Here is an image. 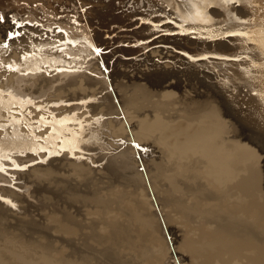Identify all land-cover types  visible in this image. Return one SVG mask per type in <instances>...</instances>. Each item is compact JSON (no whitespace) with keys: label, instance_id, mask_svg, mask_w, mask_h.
Here are the masks:
<instances>
[{"label":"bare ground","instance_id":"obj_1","mask_svg":"<svg viewBox=\"0 0 264 264\" xmlns=\"http://www.w3.org/2000/svg\"><path fill=\"white\" fill-rule=\"evenodd\" d=\"M53 1H0V29L31 35L11 52L0 31V264H264V0ZM139 15L157 26L132 38L166 21L181 35L147 44L183 52L120 70L101 29Z\"/></svg>","mask_w":264,"mask_h":264},{"label":"rangeland","instance_id":"obj_2","mask_svg":"<svg viewBox=\"0 0 264 264\" xmlns=\"http://www.w3.org/2000/svg\"><path fill=\"white\" fill-rule=\"evenodd\" d=\"M0 1H2V0H0ZM106 2H108L109 0H105ZM49 2L51 3V4H55L54 6H56V8L57 7H59L58 5V3H54V1L53 0H49ZM53 2V3H52ZM130 2H133V0H131ZM115 3H117L116 5H118L119 6V0H116V2ZM130 3H128V5L126 6V5H122V7L120 8V10L118 9V10H115V11H113V14H115V15H125V14H127L126 12H128V13H133V14H144L145 15V13L146 14H148V11L146 10L147 9V7L146 6H144V8L142 7V3H140V2H135V4L134 3H131L130 5H129ZM137 4V5H136ZM22 6H23V4H21ZM40 4L38 3V4H35V7L36 6H39ZM141 5V7H139ZM121 6V5H120ZM119 6V7H120ZM132 6H133V8H132ZM74 9H75V5H73L72 4V7L71 8H64V9H62L61 11H60V13L58 14V15H56V16H54L53 14H51L50 16L53 18V19H68V18H70V17H74L75 16V14L73 13L74 12ZM134 10V11H133ZM64 11V12H63ZM106 11V10H105ZM137 11V12H136ZM139 12V13H138ZM72 14V15H71ZM161 14H157L156 16H160ZM152 17L150 18H145V17H143V16H135V18H133V19H131L130 20V22L131 21H134V23H136V24H134V25H132L131 27L129 26V25H127V26H129V27H127V26H124V27H120L119 25H117V24H115V25H111V28L110 29H112V31H114L115 30V32H112L111 34L110 33H107V31L109 30L108 28H102L101 29V33L103 34V38L105 39V40H107V41H109V44H107V45H105L104 46V48L106 49V51H105V54L106 55H108L109 56V59H108V63L110 64V65H115V66H117V68L118 69H124L125 67H124V63H121V62H127L128 63V66H132V65H134V64H140L139 65V67L137 68L138 69V71H140V70H142V66L141 65H145V63H146V61H147V64H149V65H152V63L154 62V61H158V59H156V58H152L154 61H148V58H147V55H150L151 53H155L156 51H154L153 49H156V48H167L164 52L165 53H167V50L169 51V50H172V49H174V51L175 52H177V53H181V52H183V50H181V49H179V48H176V46L174 45V44H172L173 42H172V40L173 39H169L168 40V42H167V44H163V45H161V44H157L156 46L155 45H153V46H151L150 44H147V43H150V42H152V41H154V40H156V39H158L159 37H162V36H172V34L174 33V32H168V31H166L165 30V26H166V21L163 23V21L162 22H160L159 24H158V26L160 27V29L162 28V26H163V28L161 29V31H160V29H158L157 30V32H158V34L157 35H155V36H153L152 38H150L149 40H142V41H140V40H136V38H132V34L131 33H129V32H131V31H133V30H135V29H138L141 25H152V26H157V24H155V23H153V21H152V18H153V16L154 17H156L155 15H151ZM11 18H14V24H17L18 25V29L21 31V30H26L27 29V22H24V23H21V22H18V18H16V17H14V16H10ZM27 18V17H26ZM40 19L39 20H41V17H39ZM28 19V18H27ZM143 19V20H142ZM43 20L44 21H47V19H44L43 18ZM109 20H111V19H109ZM112 21H114L113 19H112ZM111 21V22H112ZM139 21V22H138ZM34 22H36V23H34V25H36V27L38 28V30L40 31H45V28H43L41 25H42V22H40V21H38V20H36V21H34ZM95 22H97V23H99V21H96L95 20ZM107 23V22H106ZM139 23V24H138ZM150 23V24H149ZM166 23V24H165ZM30 24V23H29ZM128 24H129V21H128ZM31 25V27H34V26H32L33 24L31 23L30 24ZM165 25V26H164ZM22 26V27H21ZM7 29H10V28H8V26H2V30L0 29V31H2V33H5L6 34V37L7 38H9V40H15L14 42H15V45H13L11 48H9L8 50H10L11 52L14 50V48H22V46H24L25 45V43L24 44H22V46H19L18 45V43L20 44V40H23V39H25L26 38V40H28L30 37H31V35H28V34H30V32L28 33V31H25V32H22V33H18V34H15L13 31L10 33L9 32V30L7 31ZM43 29V30H42ZM56 31H58V30H56ZM106 32V33H105ZM163 32H165V34L163 33ZM166 32L168 33V34H166ZM44 33V32H43ZM57 33V32H56ZM162 33V34H161ZM129 34H130V36H129ZM164 34V35H163ZM9 35V36H8ZM45 35V34H44ZM54 35V34H53ZM59 35H61L62 36V34L61 33H58L56 36H59ZM177 35H181V34H176V36ZM46 36H48L47 34H46ZM175 36V34H173V37ZM182 36H185V35H182ZM32 37H33V35H32ZM50 37L51 36H49V37H47V38H44L45 40L46 39H50ZM129 37H130V40H129ZM18 38V39H17ZM34 38L36 39V40H38L39 38H40V36L39 35H37V34H35V36H34ZM132 38V39H131ZM153 38H155V39H153ZM191 38H194L195 39V37L194 36H191ZM115 39V40H114ZM128 39V40H127ZM133 40H135V41H137L138 43H132L131 44V41L132 42H134ZM150 40H152V41H150ZM160 40V39H159ZM170 40H171V43H170ZM29 41V40H28ZM115 41H117V43H115ZM119 41V42H118ZM123 41H125V42H123ZM145 41V42H144ZM150 41V42H149ZM18 42V43H17ZM29 42H31V41H29ZM17 43V44H16ZM144 43V44H143ZM7 44V42H5V45ZM57 45H59L58 43H56L55 44V46H57ZM7 46H8V44H7ZM108 46V47H107ZM147 46V47H146ZM157 46H159V47H157ZM49 47H51V48H53V46H46V48H49ZM121 47H124V48H142L143 47V49L144 50H141V51H139V52H137V53H135V54H133V55H124V54H122V53H115V50L116 49H120ZM181 50V51H180ZM9 54H10V52H9ZM9 54H5V56H8ZM139 54V55H138ZM99 62V60H94V63L93 64H96V63H98ZM166 62H169V63H173L174 61L173 60H164L162 63H166ZM120 63V64H119ZM180 69L182 68V70H187V67L186 66H184V65H177ZM6 67H7V65H2V69H0V73L1 72H4L5 71V69H6ZM8 67H10L9 65H8ZM11 71H13V69H11V68H9ZM110 69V68H109ZM135 70V68H133L132 67V69H131V71L129 72V73H131V72H133V71ZM110 71H112V69H110ZM145 71V70H144ZM144 71H142V72H144ZM152 71V70H151ZM88 72H91V71H87V70H85V71H83V73H87V74H91V73H88ZM144 74H145V72H144ZM91 75H95V74H91ZM148 75H150V74H148ZM46 76H51V75H45L44 77H46ZM128 78H129V76H128ZM68 80V79H67ZM67 80H62V81H60L59 83L57 82L56 83V85H58V87H61V86H65L66 84H67ZM4 83H8L7 81H5ZM62 83V84H61ZM30 85V83H27L26 85H25V87L26 86H29ZM37 102H39V101H37ZM111 116H114V118L116 117V119H119V117H118V115H116V114H111ZM31 122V124H35L34 122H36L35 120H32V121H30ZM35 126H37V125H35ZM43 130H45V128H40V129H38L37 131L38 132H40V131H43ZM153 148H151V149H147V150H145L146 151V154L147 155H150V156H148V159L149 160H152V159H154V158H156V157H158V153H156V152H154L152 155L151 154H149L150 152H151V150H152ZM149 150V152L147 153V151ZM155 150V149H154ZM119 151H121V150H119ZM119 151H117V152H119ZM116 152V153H117ZM107 153V152H106ZM60 156V157H58V156ZM55 157L54 158H61V160H62V156L60 155V154H55L54 155ZM96 157L95 158H99L100 156H98V155H95ZM50 159V158H49ZM48 162H44V164H47ZM107 163V161L106 160H103V161H101L100 162V165H99V163L98 164H95V165H93V166H95V167H103V165H105ZM136 170V168L134 167L133 168V170ZM134 175V174H133ZM33 180V177L32 178H29V176H27L26 178H24V182H25V184H26V187H31V181ZM7 186V185H6ZM15 190H17L16 188H14ZM33 201V200H32ZM34 203H38L37 201H33Z\"/></svg>","mask_w":264,"mask_h":264},{"label":"water","instance_id":"obj_3","mask_svg":"<svg viewBox=\"0 0 264 264\" xmlns=\"http://www.w3.org/2000/svg\"><path fill=\"white\" fill-rule=\"evenodd\" d=\"M233 5H234V7H239V6H240V4H237V3H233ZM211 8H213V6H211ZM242 19H243V18H242ZM216 27H218V28L221 27L222 29H226V22H220V24H218V26H215V27L212 26V28H214V29H216ZM194 32H195V30L192 31V33H194ZM163 33H165V32H163ZM166 34H168V33H166ZM172 36H173V35H172ZM175 36H176V35H175ZM230 36H232V35H230V34H229V35H226L225 38H226V39H229ZM194 37H195V36H194ZM195 38H196V37H195Z\"/></svg>","mask_w":264,"mask_h":264},{"label":"snow or ice","instance_id":"obj_4","mask_svg":"<svg viewBox=\"0 0 264 264\" xmlns=\"http://www.w3.org/2000/svg\"><path fill=\"white\" fill-rule=\"evenodd\" d=\"M3 19V17L2 16H0V20H2ZM137 147H139L138 145H137Z\"/></svg>","mask_w":264,"mask_h":264}]
</instances>
